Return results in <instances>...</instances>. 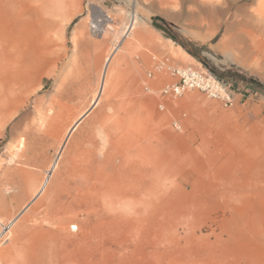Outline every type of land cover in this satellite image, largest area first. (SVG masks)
I'll list each match as a JSON object with an SVG mask.
<instances>
[{"label":"rangeland","instance_id":"1","mask_svg":"<svg viewBox=\"0 0 264 264\" xmlns=\"http://www.w3.org/2000/svg\"><path fill=\"white\" fill-rule=\"evenodd\" d=\"M205 2H220L225 10L204 14L207 17L200 27L190 15ZM96 7L112 19L101 34L91 27ZM134 12L141 19L144 35L126 46L132 35L124 33ZM156 16L167 32L153 25ZM41 21L22 48L23 59H29L37 71L0 107V230L12 222L0 235V264L19 252L31 232L53 227L44 217L50 201L69 183L66 171L58 173L64 155L51 178L48 171L68 125L91 108L101 93L105 58L116 41L119 48L110 62L102 97L74 134L82 128L87 138L96 112L115 111L136 118L135 133L141 134V143H156L167 135L176 166L183 154L190 171H203L215 153L231 158L243 151H257L264 156V0H67L61 10L43 14ZM239 48L247 52L230 53ZM163 57L173 66L208 69L231 83L235 103L226 105L198 90L162 96L159 89L171 80L166 69L155 68L156 60ZM17 69L12 65L2 72V87L10 85ZM59 101L61 107L56 106ZM126 139L136 141L132 136ZM44 180L47 185L42 192ZM182 182L174 185L169 204L161 203L154 217L142 220V229L124 239V247L116 250L108 264H222L224 256L231 262L235 249L231 242L216 240L210 218L201 210L203 205L196 211L180 205L189 201ZM81 226L87 228L83 215L66 214L65 225L57 232L78 239ZM28 255L31 264H53L57 259L52 250L41 257Z\"/></svg>","mask_w":264,"mask_h":264},{"label":"bare ground","instance_id":"2","mask_svg":"<svg viewBox=\"0 0 264 264\" xmlns=\"http://www.w3.org/2000/svg\"><path fill=\"white\" fill-rule=\"evenodd\" d=\"M66 1L0 0V75L9 66L18 68L8 87L0 85V107H5L14 98L16 90L25 86L37 71L29 59L22 57L25 54L22 48L31 40L30 34L37 31L43 14L61 10ZM95 10L91 27L101 34L112 19L102 8ZM224 10L220 2L206 3L199 6V10L191 11L190 19L201 27L207 17L204 14L218 15ZM53 22L54 25L60 23ZM140 22L134 12L124 33L125 36L132 35L126 46L144 35ZM118 48L116 41L105 58L101 93L95 96L91 108L102 97L109 80V65ZM249 51L251 55L252 50ZM246 52L247 48H239L231 49L230 53L238 56ZM38 82L39 86L43 85V75ZM61 102L56 106L61 107ZM91 108L82 111L66 126L57 158L48 171L51 178L64 155L58 173L66 171L69 183L50 201L44 217L53 227L31 232L15 256L3 258L5 264H31L28 253L41 257L47 250H52L57 257L53 264H108L116 250L124 247V239L132 231L142 229V220L154 217L161 203L169 204L173 199V187L182 181L186 184L183 194L189 197V201L180 202L182 208L196 211L203 205L201 210L210 218L211 232L215 233L216 240L226 244L231 242L235 249L231 262L224 256L222 264H264V156L260 157L257 151H243L231 158L215 153L208 158L203 171H190L186 169L187 160L183 154L176 166V156L167 135L156 143H141V134L135 133L138 132V121L135 117L130 118L128 113L96 112L89 127L91 134L83 138L82 128L74 134ZM111 109L116 107L113 105ZM56 112L49 117L53 119ZM127 136L136 141H128ZM47 181L40 186L42 192ZM66 214L83 215L86 219L87 228L81 226L83 231L78 239L57 232L64 227ZM11 223L2 225L0 235L8 231ZM73 226L78 228V225Z\"/></svg>","mask_w":264,"mask_h":264},{"label":"built area","instance_id":"3","mask_svg":"<svg viewBox=\"0 0 264 264\" xmlns=\"http://www.w3.org/2000/svg\"><path fill=\"white\" fill-rule=\"evenodd\" d=\"M156 69H167L171 80L161 89L162 96H181L190 90H198L226 105L235 103V90L229 82L219 79L208 69L194 65L173 66L168 57L157 59ZM152 73H149V77ZM150 91L148 85H145ZM162 105V104H160ZM163 107V106H162Z\"/></svg>","mask_w":264,"mask_h":264},{"label":"water","instance_id":"4","mask_svg":"<svg viewBox=\"0 0 264 264\" xmlns=\"http://www.w3.org/2000/svg\"><path fill=\"white\" fill-rule=\"evenodd\" d=\"M157 19H160V18L158 16H156V17L153 18V25H155L156 27H158V28H160V29H162V30H164V31L167 32L168 29L163 24L158 23L156 21Z\"/></svg>","mask_w":264,"mask_h":264}]
</instances>
